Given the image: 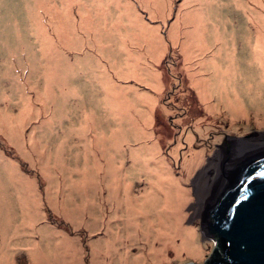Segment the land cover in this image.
Wrapping results in <instances>:
<instances>
[{
  "label": "rangeland",
  "instance_id": "rangeland-1",
  "mask_svg": "<svg viewBox=\"0 0 264 264\" xmlns=\"http://www.w3.org/2000/svg\"><path fill=\"white\" fill-rule=\"evenodd\" d=\"M166 1L164 10L155 14L149 0H0V264H32L33 253L28 251L39 253L46 245L49 251L80 256L81 262L74 264L96 261L95 244L128 222L121 201L124 192L118 189L109 197L107 185L117 176L129 178L131 196L139 200L148 191L160 199L178 188L187 192L176 211L186 227L194 228L192 239L199 249L181 251L165 262L148 257L146 264L209 260L200 240L205 208L200 209L196 184L217 161L219 178L228 144L249 134L264 137V56L256 58L262 46L257 40L263 39L246 26L242 7L251 13L250 3ZM187 11L192 16H198L193 14L196 11L214 16L201 17L204 26L196 37L190 27V41L184 37L186 26L173 38V21ZM130 15L141 17V32L161 38L159 57L147 51L157 49L156 41L150 47L141 45L126 34L131 27L116 23L128 22ZM80 36L83 45L87 43L82 49L75 44ZM205 37L211 46H205ZM185 44L195 51L190 62L183 60V51L189 50L182 51ZM230 57H235L232 65L240 89L246 87V79L253 81L254 91L246 96L251 99L255 94L257 104L246 114L210 105L222 89L216 78L224 75L211 61L226 64ZM154 70L159 74L153 75ZM202 87L211 88L213 97L203 100ZM84 107L97 110L103 126L80 125ZM82 127L89 128L91 135L114 129L117 142L86 143L72 129ZM79 150L80 156L75 153ZM49 161L64 163L62 171L72 176L70 180L48 178L44 165ZM77 169L85 171L83 177ZM62 171L55 176H62ZM55 193L73 198L75 205L84 202L83 222L77 220L79 209L69 212L53 203ZM89 198L99 205H95L98 212ZM137 216L139 222L147 219L144 214ZM26 241L35 246H26ZM145 242L138 238L126 249L132 255H145ZM155 244L161 246L159 240ZM117 247L123 251L122 245ZM112 253L105 251L100 259L117 264ZM49 260L63 264L57 257Z\"/></svg>",
  "mask_w": 264,
  "mask_h": 264
},
{
  "label": "bare ground",
  "instance_id": "bare-ground-1",
  "mask_svg": "<svg viewBox=\"0 0 264 264\" xmlns=\"http://www.w3.org/2000/svg\"><path fill=\"white\" fill-rule=\"evenodd\" d=\"M240 1L245 6H248V3L251 4V6H249L251 13H247L249 11L247 9H243V7H242L243 13L242 12L241 13L244 14V18L246 19V22H247L246 26L248 25V28L250 30L256 29L257 38L260 37L263 39L261 41L257 40V42L262 44V46H261V52L257 53L256 58L261 59L264 56V0H240ZM190 2H191L190 0H187L185 4L187 3L190 4ZM149 3H151V5L154 7V9L151 8L153 13H155V11L157 12V10L163 11L164 6L168 4L166 0H149ZM189 9H190V6H189ZM126 10L131 13V10L129 8H127ZM165 11H168V10L166 9ZM193 14L198 15V16H192V13H190V11H187L182 14L179 13V15L177 14L175 20L173 21L174 23V29L172 33L173 38H175L176 35H179V29H183L186 26V28L183 30V32L185 33L184 37H188L190 41V27L193 28L192 29L193 36L196 37L200 33L198 29L204 26V24H201L204 22L203 18L201 17L202 16H205V17L214 16L212 14H207V13H205L204 15H201L197 11L194 12ZM231 16L232 15L230 14L229 17ZM130 17L131 15L128 16L129 18L128 22H122L118 20L116 23H120V25L124 23L123 28L131 27L132 31H126V34L130 35L131 38L134 36L135 40L137 38V40H139L138 43H140L141 45H146L147 47H150L152 44L151 41L152 40L156 41V44L154 45L155 47H157V49H149L147 51L151 52L155 57H159L161 55L159 54V52L161 51L162 47L157 46V44L160 43L161 38L153 34H147L148 32H141V29L138 28L139 21L141 20L140 16H136L132 18ZM101 22L103 23L104 26L108 25L106 21H101ZM125 23L130 24V26H127ZM193 36L192 38H194ZM145 37H148L150 39H147ZM83 38L84 36L82 37L80 36V38L75 41V44L78 45L79 49H82L83 46L87 45V43L83 45L82 43V41H84ZM189 41L187 42V44L189 43ZM205 46L206 47L211 46L210 40H208L206 37H205ZM184 49H189V50L183 51ZM182 51H183L184 62L186 61L190 62V60L194 59L195 55L193 54H195V51L190 52V44L188 45V47H186V44H185L182 47ZM185 52H188V54ZM89 56L90 54L87 55V57ZM230 58L231 60H229V62H227L226 64H223L222 62H219L218 60L211 61L216 66L214 67L216 70L222 69L221 72H223L224 75L223 76L218 75V77L216 78L215 82L217 83L219 82V84H222L221 85L222 89L220 93L218 92L219 99H217L216 102L214 101L213 105L212 104L210 105L211 107L212 106L216 107L214 109H217L220 106L222 108L225 107L226 110H228L231 113L238 112L241 114L242 113L246 114L247 113L246 109H248L250 106H254L257 104L255 102L256 100L254 101L253 99L255 94L253 95L251 99H247V96H246L247 93L252 95V91H254L253 81L250 79H246L244 81V85H246V87L244 88L243 86V89H240L237 79H235L237 76V72L234 71L235 65H232L234 63L233 61H235V57H230ZM187 66L189 68L190 65L188 64ZM130 69L131 71L134 70L133 67ZM188 71L190 73L189 69ZM154 74L158 75L159 72L157 70H154L153 75ZM245 78L246 76L243 77V79ZM204 86H208V85H204ZM202 90L203 91L200 92V96L203 100H207L213 97L211 88H203ZM111 114H114V112L112 113L110 112V115ZM107 116H109V114ZM78 122H80V125H84V126L86 124L103 126V118L101 114H99V112L95 109L94 110L90 109L89 111V108L87 107H84L83 115H80ZM72 129L73 131L75 130V132L77 133H81L86 143L87 142L94 143V142L99 141L102 143V146H103L107 144L111 145L112 143H116L117 142L116 139H118V137L115 135V131H113L114 130L113 128L111 132L99 131L98 133L96 132V135L88 134L89 128L87 127H82L81 129L79 128H72ZM192 136L193 134H190V138ZM243 140L244 142L240 141L241 144H238V142H236L233 146L234 148H231L232 152H235V153L238 152V157L248 155L249 153H258V152L264 151V137L262 138H260V136L254 137L252 136V134H249V136H247V139H243ZM121 146L122 144L117 145V147H121ZM75 153H77L80 156L81 150L75 151ZM44 166H45L44 173L48 174L47 175L48 178L51 177L52 179H55V178L61 177V178H66L70 180L69 179L70 175H66V172L62 171L64 163L61 164L60 161L58 162L49 161V163L47 162ZM77 170L81 171L80 169H77ZM219 170L220 169H219L218 161L214 162V164L210 168V171L208 169L204 175L199 177L197 181L196 190L198 193L199 203L201 205L200 209L205 208L208 202V199L218 179L217 175H218ZM58 171H62V176H55V174L58 173ZM212 171L214 173L212 175H208V173L209 172L212 173ZM84 173L81 171V175H82L81 177L84 176ZM109 181L110 183L107 186H108V191H109V197H111V199L113 198V195H116V192L118 191V189H121L124 192V195H123L124 197L123 199H121V201L124 203L123 205L125 206L124 214L128 217V222H125V226L123 228H120L118 226L115 227L112 230L111 237L105 238L99 241L100 243L95 244V249H93V251L95 252L96 261H93L92 264H105V260L100 259L101 253H104L105 251L108 252L110 250L111 252H113L112 253L113 256L111 257V259L116 260L117 264H146L145 258L148 259V257L152 260V262L154 261L155 262L157 261L165 262L166 260H169L170 256H174V255L177 256L181 251H186L189 248L190 250L191 249L194 250L195 248L199 249V244L196 242V240L192 239L194 228L191 226L186 227L182 222L181 213L178 212V210L176 211V208L181 207V205L183 204V196L187 192L178 188L176 190H171L170 192L165 193L164 199H160L159 197H157L158 194H154L152 191H148L144 196H140L141 198L139 200V197L131 196L130 184L128 183L129 178H126V177L120 178L119 176H117V178L116 177L110 178ZM121 184L124 185V187L120 186ZM176 191L180 192L179 194L180 197L178 194H175L177 193ZM59 197H60L59 194L55 193L53 203L56 201L58 204L60 205L62 204L66 208V210H68L69 212H74L75 209H79L80 210L79 213L81 214L82 212V214L80 216L79 215H75V216H79V219L77 220H80V222H83L82 221L83 220V217H82L83 210L82 209L84 207L82 208V206L84 205V202L79 203L78 205L77 204L75 205L73 203V200H71L73 198H70V200H68V199H64L65 197L64 198H59ZM89 200L91 202L90 204L93 203L91 206L94 207V210L96 211L97 210L96 206H99V205L97 204L96 201H93L92 198H89ZM159 208H161V210H159ZM163 210H165V213H163L164 212ZM98 211L99 210H97L96 212ZM138 214H144L147 217V219L143 222L137 221ZM20 222H23V221H20ZM93 223H96V222H93ZM189 236H190V239H188ZM138 238L146 239L145 245L148 251L145 252L146 253L145 255H142V254L132 255L131 252L128 249H126L127 246L138 242ZM158 240L161 242L160 247H156V244H155V241H158ZM188 240H190V243L188 242ZM24 244L26 246L28 245L31 246V244L32 246L33 245L35 246L34 243H30L28 241L24 242ZM118 245H122V250H123L122 252L119 251L120 248L117 247ZM96 247H98V249ZM48 248L49 247L47 245L44 247V249L40 248L39 253L32 252L30 249L28 252L33 253L31 256L32 264H49L50 262L49 259L51 258L56 259V257L57 259L62 260L63 264H74L75 262H77V260H78V263L81 262L82 258L76 254H73V255L67 254L64 250L60 252V251H57L56 249H53V251H49ZM168 251H170V253Z\"/></svg>",
  "mask_w": 264,
  "mask_h": 264
},
{
  "label": "water",
  "instance_id": "water-1",
  "mask_svg": "<svg viewBox=\"0 0 264 264\" xmlns=\"http://www.w3.org/2000/svg\"><path fill=\"white\" fill-rule=\"evenodd\" d=\"M233 146L199 223L205 264H264V151L238 157Z\"/></svg>",
  "mask_w": 264,
  "mask_h": 264
}]
</instances>
